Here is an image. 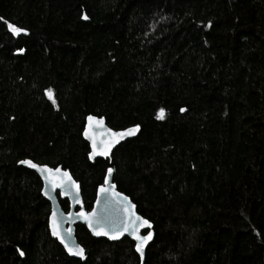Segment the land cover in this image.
I'll return each instance as SVG.
<instances>
[{
    "label": "trees",
    "instance_id": "16d2710c",
    "mask_svg": "<svg viewBox=\"0 0 264 264\" xmlns=\"http://www.w3.org/2000/svg\"><path fill=\"white\" fill-rule=\"evenodd\" d=\"M0 18V264H140L82 224L69 257L24 159L68 170L86 210L111 168L153 226L142 264H264V0H0ZM88 114L139 131L90 162Z\"/></svg>",
    "mask_w": 264,
    "mask_h": 264
},
{
    "label": "water",
    "instance_id": "95a60500",
    "mask_svg": "<svg viewBox=\"0 0 264 264\" xmlns=\"http://www.w3.org/2000/svg\"><path fill=\"white\" fill-rule=\"evenodd\" d=\"M22 53L23 51L15 52V54H22ZM89 116L95 117L97 121H100V123L97 124L95 121H89L88 119ZM135 126L137 125L126 127L123 129L114 130L106 124L104 117H99V116H95L92 114H88L85 117L82 137L89 145V153L92 152L93 150V143H95L97 152L103 151L104 149H107L108 151L107 156L96 155L93 157L92 160H89V161L93 162L97 158H101L104 160H110L113 149L119 143L127 139H131L135 137L139 131V127L133 135H124L122 139L118 136H113V133H122L125 129L134 128ZM86 127L88 128L87 135H85ZM24 160H29L39 166H46L49 169L60 168L61 171L59 173H55V172L43 173V177L51 176V179L46 180L42 177L41 172H38L36 169H33L29 167L28 165L19 163L20 161H24ZM24 160H20L18 162V165L23 166L35 172L42 182V189L44 190V192L53 193L54 198L49 199L44 194V192H42V189H41L42 196L50 204V214L48 216V229H49L50 235H51V230L49 228V217L52 216L53 220H56L59 222L58 231L60 235L62 236V238L68 244L69 248H74L76 245H79V247L83 249V259H81L80 256H77V255H70L69 252L65 249L64 245L61 244L59 240H57L55 237L51 235V237L55 238L60 243V245L63 247L64 251L67 253L69 257L79 259L81 261H84L86 259L84 248L77 242L75 238V226L77 224L84 225L87 231L89 232V234L95 238H103L108 241H118L122 237H127L133 242L135 252H136L135 245L137 241L133 238V236L134 235L146 236L148 232L151 231L152 238L148 240L147 243L144 244L142 255L136 252V254L138 255L140 259V264H142L144 257H145L146 248L154 237L153 226H152V223L148 219L144 218L136 211V206L132 202V200L127 195H125L124 193H122L116 188L115 184L112 181V172L108 173L106 171L105 176L106 175L108 176V183H105V177H104L103 183L97 188L96 197L93 202L92 208L90 210H86L84 207L83 201H82L80 185L78 182L74 180V178L72 177V175L70 174L68 170L63 169L60 165H58L57 167H50L46 164L36 163L32 161L31 159H24ZM65 171H67L68 176L71 178V181H75L76 187L72 189L70 195L61 196L60 188L54 187V185L59 184L61 180L65 181V183L71 182L68 180V177L64 176ZM100 188H105L107 189V191H100L98 195V189ZM57 194L59 195L60 198L67 199L69 203V209L67 212L63 211L62 208L60 207L58 203ZM77 194L79 195V203H74L73 201ZM125 197L127 198L126 200H125ZM81 210L88 212V213H93L94 211V215L91 217V219L94 222L93 227H96L97 230L101 232L112 233L113 235L118 236L119 238L109 239L108 236H105V235H101V236L93 235L92 231L90 230L88 226V223L83 218H77V216L75 215L76 213H79ZM70 211L73 213L71 218H69L68 216V213ZM54 212H55V215H53ZM133 213H134V216L132 215ZM136 216L140 217L141 220L149 221L150 227L148 225L141 226L140 223L137 222L135 231L133 232V227H132L131 222L135 219ZM125 227H127L128 229L127 231H125Z\"/></svg>",
    "mask_w": 264,
    "mask_h": 264
},
{
    "label": "snow or ice",
    "instance_id": "6c2138e0",
    "mask_svg": "<svg viewBox=\"0 0 264 264\" xmlns=\"http://www.w3.org/2000/svg\"><path fill=\"white\" fill-rule=\"evenodd\" d=\"M85 19L87 17H84ZM2 19V18H0ZM4 24H6L8 30L11 32V34L13 36H17L20 33H25L26 34V30L23 28H20L18 26L13 25L12 23L8 22V21H4ZM207 27V25L205 26ZM18 51H23V49H19ZM45 96L50 100L53 101V103H55L54 99H53V95H52V90L46 89L45 90ZM181 112H184L185 109L181 108L180 109ZM163 114H164V109H160L157 112L156 118L157 119H162L163 118ZM89 121H95L97 124L100 123V121H97L95 117L89 116L88 117ZM138 125L135 126L134 128H130V129H125L122 133H113V136H118L121 139L123 138L124 135H133L137 129H138ZM88 132V128H85V135H87ZM110 146V145H109ZM96 155H103V156H107L108 155V151L107 149H104L103 151L97 152L96 150V146L95 143H93V150L92 152H90L88 154V158L89 160H92L94 156ZM19 163L28 165L29 167L36 169L38 172H41V175L43 177V173L47 172V173H59L61 170L60 168H56V169H49L46 166H39L36 165L35 163L29 161V160H24V161H20ZM113 170L111 168H109L107 170L108 173H111ZM64 176L68 177V180L71 181V178L68 176L67 171L64 172ZM46 180L51 179V176L49 177H43ZM105 183H108V176H105ZM54 187H59L60 188V194L61 196L64 195H70L71 191L73 188L76 187V183L75 181H71L70 183H65V181L61 180L59 184L54 185ZM100 191H107V189L105 188H100L98 189V195ZM42 192H44V190L42 189ZM44 194L49 198V199H53V193L52 192H44ZM127 198L125 197V200ZM74 203H79V195L77 194L74 198ZM53 215H55V212L53 213ZM73 215V213L70 211L68 213L69 218H71ZM77 216V218H83L87 223L88 226L90 228V230L92 231L93 235L96 236H101V235H105L108 236L109 239H118V236L113 235L112 233L109 232H101L98 231L96 227H93V220L91 219V217L94 215V211L93 213H88L85 212L83 210H81L79 213L75 214ZM134 216V213L132 214ZM139 222L141 226L144 225H148L150 227L149 221L147 220H141L140 217L136 216L135 219L131 222L132 223V227H133V232L135 231L136 228V223ZM49 228L51 230V235L53 237H55L57 240L60 241L61 244L64 245L65 249L69 252L70 255H77L80 256L81 259H83V249H81L79 247V245H76L74 248H69L68 244L66 243V241L62 238V236L60 235L58 228H59V222L56 220H53L52 216L49 217ZM127 227H125V231H127ZM70 232V230H69ZM131 234V233H130ZM133 238L137 241L136 245H135V250L137 253H140L142 255V250H143V246L145 243H147L148 240H150L152 238V232L149 231L148 234L146 236H138V235H134ZM17 252L20 253L21 256L24 255V253L17 248Z\"/></svg>",
    "mask_w": 264,
    "mask_h": 264
}]
</instances>
